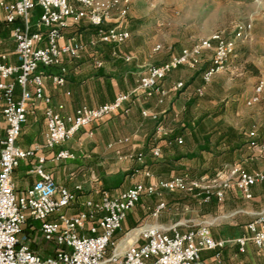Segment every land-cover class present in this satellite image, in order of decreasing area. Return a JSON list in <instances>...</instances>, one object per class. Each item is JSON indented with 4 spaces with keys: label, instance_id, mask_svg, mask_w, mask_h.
Masks as SVG:
<instances>
[{
    "label": "built area",
    "instance_id": "built-area-1",
    "mask_svg": "<svg viewBox=\"0 0 264 264\" xmlns=\"http://www.w3.org/2000/svg\"><path fill=\"white\" fill-rule=\"evenodd\" d=\"M125 3L120 0H13L1 3L0 27L12 26L17 64H9L8 55L0 52L1 113L5 124L4 132L0 135V264H206L200 258L201 252H213L218 262L221 251L227 245H236L238 251L243 253L247 243L264 255V210L245 225L244 235L233 240H214L205 225L186 232H180L175 227L163 229L149 225L139 232L140 244L128 246L121 254L112 250L107 255V249L113 245L112 239L121 230L127 213L141 198L183 192L198 198L201 203H208L211 196L221 201L225 192L234 188L244 200H250L252 187L264 182L261 171L248 173L232 167L228 175H219L207 184L189 179L186 175L149 184L139 182L114 198L104 194L98 201H84L82 210L75 215L62 213L75 196L67 189L57 187L45 166L72 161L75 155L66 149L52 151L82 128L117 113L127 114L133 104L134 92L119 93L108 103L95 108L81 106L71 115L63 116V106L52 105L50 97L45 95L38 67H57L63 57L77 59L89 47L98 44L112 47L124 45L130 39V33L121 27L120 22L113 26H106V23L113 20V14H116L117 20L125 17ZM36 7L40 9V15L32 25L30 17ZM80 22L95 28L93 38L86 43L74 38L65 40L63 30L69 24ZM250 31L249 22L238 23L234 31L235 40L248 35ZM159 49L156 46L153 51ZM205 52L211 55L209 65L201 75L203 85L209 84L215 75L226 69L228 59L233 56L234 41H225L221 32L212 33L193 47L173 54L165 62L148 67L137 76L136 91L156 94L157 103L162 104L170 92L182 89L183 83L178 82L165 90L161 82L171 71L180 67L195 69ZM94 65L100 67L101 62L95 61ZM52 82L61 85L63 79L55 76ZM16 88L19 89L18 98H15ZM197 92L201 94L202 88ZM35 102L44 104L43 141L41 145L22 149L17 145V140L30 105ZM259 104L264 106L262 78L258 79L245 101L247 108ZM140 114L145 119L158 120L154 112L143 110ZM248 136L250 144L254 146L256 133L251 131ZM259 148L264 151V144ZM43 151H49V154ZM151 155L158 158L160 149L154 147ZM136 160L140 161V156ZM21 161H30L29 174L35 176L36 180L17 195L12 175ZM145 175L150 177L148 173ZM163 208L164 204L160 203L153 214L157 215ZM53 215L56 219L49 220ZM29 220L39 222L38 230L43 240L56 246L52 256L43 258L30 250L22 234ZM88 222L91 223L89 236H80Z\"/></svg>",
    "mask_w": 264,
    "mask_h": 264
},
{
    "label": "crops",
    "instance_id": "crops-1",
    "mask_svg": "<svg viewBox=\"0 0 264 264\" xmlns=\"http://www.w3.org/2000/svg\"><path fill=\"white\" fill-rule=\"evenodd\" d=\"M11 1L13 0H0V19L1 3ZM39 15V10L35 8L30 17L32 25ZM112 16L113 20L107 23L109 26L118 23L114 19L116 14ZM11 31L12 26L0 27V52L8 55L9 64L16 65ZM63 35L65 40L74 38L86 43L93 38V29L85 23L69 24L63 30ZM124 45L107 47L98 44L89 47L77 59L63 57L57 67H38L45 95L50 97L52 105L63 106V116L71 115L81 106L95 108L108 103L119 93L134 92L133 104L127 114L117 113L82 128L70 140L52 151L66 149L75 155L72 161L45 166L54 184L75 196L74 201L62 210L63 214L75 215L82 210L84 201H98L104 194L114 198L139 182L149 184L156 180L186 175L189 179L194 177L207 184L219 175H228L232 167L248 173H264V151L259 148V145L264 144L262 104L249 108L253 110V116L247 121L246 127H235L225 119V112L229 107L218 105L214 99L216 89L213 79L209 84L203 85L198 70L182 67L171 71L161 82V87L169 90L176 83L182 82L184 88L169 94L162 104H158L156 94L147 95L136 91V75L154 66L138 51L142 43H133L130 50L124 48ZM151 50L154 53V48ZM152 53L148 54L150 59ZM173 54L175 53H167L163 61ZM209 54L211 55L210 52ZM206 55L205 52L199 64H204ZM126 57L128 60H125ZM95 61H100L101 66L96 67ZM150 61L156 62L152 59ZM160 63L162 62L155 64ZM55 76L63 79L61 85L52 82V77ZM261 78L264 80V77ZM201 88L202 92L199 94L197 91ZM18 97L19 89L16 88L15 98ZM2 105L0 98V135L5 128ZM143 110L156 113L158 120L143 118L140 114ZM43 111L44 104L41 102L30 105L17 140L20 148L28 149L42 144L45 130ZM251 131L257 136L254 146L250 144L248 136ZM240 136L243 137L240 140L242 145L230 150L234 144H239ZM154 147L160 149L158 158L151 155ZM43 153L49 154V151ZM137 156H140V161L136 160ZM30 166V161H21L13 172L17 195L22 194L36 180L35 176L29 174ZM146 173L150 177H146ZM251 193L252 198L244 200L231 188L225 192L221 201L211 196L208 203H201L198 198L183 192L180 194L189 199L180 201L181 196L176 195V192L143 197L127 213L121 230L115 234L113 250L121 254L128 246L140 244L139 232L149 225H157L163 229L175 227L180 232L205 225L214 240L239 238L245 234V225L264 210V182L252 187ZM160 203L164 204V208L154 215ZM179 209L187 213L185 218L176 217L173 213ZM55 219V215L49 218ZM90 224L86 223L80 236H89ZM38 228L39 222H27L22 233L26 237V243L39 256H52L56 246L45 242ZM200 258L206 264H264V255L257 252L251 243L245 245L243 253L238 251L236 245H227L221 251L218 262L210 251L201 252Z\"/></svg>",
    "mask_w": 264,
    "mask_h": 264
},
{
    "label": "rangeland",
    "instance_id": "rangeland-1",
    "mask_svg": "<svg viewBox=\"0 0 264 264\" xmlns=\"http://www.w3.org/2000/svg\"><path fill=\"white\" fill-rule=\"evenodd\" d=\"M121 1H126V15L117 22L130 33V39L124 48L130 50V45L141 42L142 47L138 51L153 65L165 62L163 59L167 53L178 54L214 32H221L227 42L234 41L233 56L228 59L226 69L213 77L216 89L214 99L218 105L229 107L225 112L228 122L235 127H246L247 121L252 119L253 110L245 106V101L258 79L264 77V0ZM241 22H249L251 31L235 40V26ZM106 26L109 25L106 23ZM156 46L160 49L152 53L151 49ZM150 53L155 63L150 61ZM206 54L204 65L208 66L210 54ZM248 65L253 68H248ZM173 93L170 92V95ZM181 197L184 198L182 195ZM173 213L179 218L187 215L180 209ZM115 243L116 239L107 249V255H110Z\"/></svg>",
    "mask_w": 264,
    "mask_h": 264
},
{
    "label": "trees",
    "instance_id": "trees-1",
    "mask_svg": "<svg viewBox=\"0 0 264 264\" xmlns=\"http://www.w3.org/2000/svg\"><path fill=\"white\" fill-rule=\"evenodd\" d=\"M36 9L39 10V14H40V9H39L38 7H36ZM80 23H85V22H80ZM77 24H79V23H77ZM85 25H86L87 27L93 29V36H94V35H95V28L92 27L91 25L87 24V23H85ZM103 46L112 47L111 45H103ZM206 67H207L206 64H205V65H204V64H199V65H198L195 69H193V70H198L197 73H198L199 75H202V73H203V71L205 70ZM247 67H248V68H253L251 65H248ZM183 88H184V83H183V87H182V89H183ZM242 139H243L242 136L238 137L239 144H234L233 147H232L230 150L233 151L235 148H237V147H239L240 145H242L243 142L240 141V140H242ZM176 195L181 196L182 194H180V192H176ZM182 196H183V195H182ZM183 197H184V196H183ZM185 198H186V197H184V198L180 197V201H185V200H186ZM138 202H139V201H138ZM114 239H116L115 235H114L112 241H113ZM108 248H109V247H108Z\"/></svg>",
    "mask_w": 264,
    "mask_h": 264
}]
</instances>
